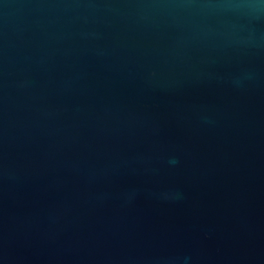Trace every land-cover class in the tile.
<instances>
[{
	"label": "water",
	"instance_id": "obj_1",
	"mask_svg": "<svg viewBox=\"0 0 264 264\" xmlns=\"http://www.w3.org/2000/svg\"><path fill=\"white\" fill-rule=\"evenodd\" d=\"M0 264H264V0H0Z\"/></svg>",
	"mask_w": 264,
	"mask_h": 264
}]
</instances>
